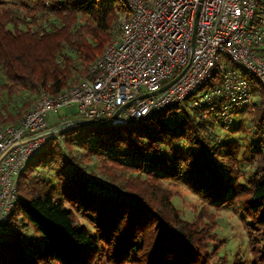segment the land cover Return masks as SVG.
<instances>
[{"label":"trees","instance_id":"1","mask_svg":"<svg viewBox=\"0 0 264 264\" xmlns=\"http://www.w3.org/2000/svg\"><path fill=\"white\" fill-rule=\"evenodd\" d=\"M125 5L0 0V126L19 123L40 92L58 94L86 75L113 39ZM219 78L216 71L209 87ZM249 79L259 98L253 121L260 126L253 133L259 143L248 147L251 156L242 154L250 165L246 183L236 156L240 146L221 141L215 110L206 103L190 106L198 95L149 119L73 126L48 136L17 176V199L0 232V264H230L221 254L224 243L215 244L216 225L206 205L191 221L173 202L176 193L164 182L184 171L204 202L240 215L252 264H264V89ZM73 118L60 115L49 128ZM76 143L87 151L84 160L94 153L101 158L99 172H86L72 151ZM50 167L55 184L40 175V168ZM28 227L40 237H27ZM233 264L245 263L240 258Z\"/></svg>","mask_w":264,"mask_h":264},{"label":"built area","instance_id":"2","mask_svg":"<svg viewBox=\"0 0 264 264\" xmlns=\"http://www.w3.org/2000/svg\"><path fill=\"white\" fill-rule=\"evenodd\" d=\"M124 2L128 11L119 14L113 39L88 73L58 94L40 92L19 123L0 126V232L17 199V176L51 135L23 140L47 130L62 108L125 124L198 95L190 106L206 103L229 127L237 110L254 104L249 78L264 89V0ZM216 71L219 83L209 87ZM178 76L161 94L138 99Z\"/></svg>","mask_w":264,"mask_h":264},{"label":"rangeland","instance_id":"3","mask_svg":"<svg viewBox=\"0 0 264 264\" xmlns=\"http://www.w3.org/2000/svg\"><path fill=\"white\" fill-rule=\"evenodd\" d=\"M8 4L16 1V0H5ZM84 74H81L78 76V80L84 76ZM258 95L255 94L253 96V101H258ZM36 98L34 99L35 103ZM253 102V103H254ZM34 104H32L33 106ZM31 106V107H32ZM255 105H250L245 111V113L242 112L239 116H235L238 122L241 121L242 128L238 129V127H234L236 124L234 121L233 124L230 125L229 128H223L221 124H218L217 130H220V138L222 142L227 141H233V146L238 147L239 145L240 154L236 155L239 160H241V166L242 172L245 173V177L240 178L241 183H246V179L249 178L250 175V165L242 159L243 152L246 153L247 157L251 156L250 143H259L258 137L254 136L255 128H258L260 126V121L256 119V121H253V118H255L253 115H255ZM74 109V106L71 107H64L60 111L61 115H71L72 110ZM54 116H58L57 113H54ZM60 116V115H59ZM179 143H176L178 145ZM66 154L68 150L66 148L64 149ZM75 154L78 155L79 159L82 160L80 162L83 163V166L86 168V172L90 170H94L95 172L100 171L101 167V161L100 157L97 156L96 153L92 154L91 157L88 159H85L86 149L84 147L80 146L78 143L74 145V148L72 150ZM98 153V152H97ZM107 153L104 151V154ZM110 170L112 167H109ZM40 175L44 176L46 178H49L55 182L54 176L55 170L53 167L43 169L40 168ZM112 173H120L119 170L114 171L111 170ZM190 172L184 171L183 174L177 178L166 180L164 183L171 188L175 193L176 196H174L173 202L176 205V207L181 211L182 216L188 220H191L196 218L199 211L204 208H207L208 213L211 214V221H214L216 228L215 232L217 233V240L215 244H218L220 241L224 244L221 248V254H227L229 263L233 264L236 259H243V262L245 264H252L253 263V256L250 251V247L248 245V236L246 229L243 226L242 220L240 215L236 213L232 207L224 206L223 208H218L215 204H210L208 202H204V200L201 198V196H198L191 188L190 184L187 183L189 181ZM239 180V181H240ZM231 193V192H230ZM229 193V194H230ZM77 217L80 221V223L87 227L91 235L95 236V228L93 226H90V222L87 221L82 217L81 214L77 213ZM29 234L27 237L30 239H38L40 237V234L34 231L33 228L28 227ZM40 243L43 241L39 239ZM38 241L36 240L35 243Z\"/></svg>","mask_w":264,"mask_h":264},{"label":"water","instance_id":"4","mask_svg":"<svg viewBox=\"0 0 264 264\" xmlns=\"http://www.w3.org/2000/svg\"><path fill=\"white\" fill-rule=\"evenodd\" d=\"M178 77L174 78L173 80H170L169 83H167L166 85H164L161 90L157 91V92H152V93H148V94H143L140 97H138V99H143L147 96H150L151 94H156V93H160L163 92L164 90H166L170 85H172L176 79H178ZM133 103V101L127 103L126 105H124L123 107L119 108L118 112L116 114H118L120 111H122L124 108L130 106ZM114 119V116L106 119V120H97V119H84V118H73L64 122L59 123L56 126H53L51 128H48L47 130H44L43 132H40L38 134H35L33 136H29L26 137L23 142H27L29 140L32 139H36L38 137H43L47 135H54L57 133H60L61 131H66L69 128L73 127V126H78V125H111L112 124V120Z\"/></svg>","mask_w":264,"mask_h":264},{"label":"crops","instance_id":"5","mask_svg":"<svg viewBox=\"0 0 264 264\" xmlns=\"http://www.w3.org/2000/svg\"><path fill=\"white\" fill-rule=\"evenodd\" d=\"M242 112L245 113L244 108L239 109V111L237 110L236 113H235V116H239L240 114H242ZM235 116H234V117H235ZM235 119H236V117L234 118V121H236V122H235L236 125H235L234 127H238L239 125L242 124L241 121L238 122V121L235 120ZM239 127H240V126H239Z\"/></svg>","mask_w":264,"mask_h":264}]
</instances>
